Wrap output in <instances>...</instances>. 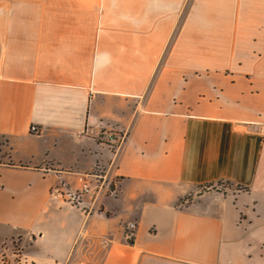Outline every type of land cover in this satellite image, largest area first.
Returning <instances> with one entry per match:
<instances>
[{"label":"crops","instance_id":"0c3cea01","mask_svg":"<svg viewBox=\"0 0 264 264\" xmlns=\"http://www.w3.org/2000/svg\"><path fill=\"white\" fill-rule=\"evenodd\" d=\"M0 138V264H264V0H0Z\"/></svg>","mask_w":264,"mask_h":264},{"label":"built area","instance_id":"2783aa9c","mask_svg":"<svg viewBox=\"0 0 264 264\" xmlns=\"http://www.w3.org/2000/svg\"><path fill=\"white\" fill-rule=\"evenodd\" d=\"M128 137L129 132L127 130H102L99 133V138L105 139V141L113 146L114 154L123 147ZM80 181L81 185L79 189L59 193V197L72 205H77L84 195H91L93 200L113 195L118 184V178L112 173L109 167L105 169H95L91 173L81 175ZM134 228V224H129L126 230L128 239L133 237ZM1 264H27V260L22 256L17 245L13 243L10 258L3 255Z\"/></svg>","mask_w":264,"mask_h":264},{"label":"rangeland","instance_id":"374dc122","mask_svg":"<svg viewBox=\"0 0 264 264\" xmlns=\"http://www.w3.org/2000/svg\"><path fill=\"white\" fill-rule=\"evenodd\" d=\"M7 151L8 150L6 148L5 140L0 138V162L3 161L4 158L6 157V154L8 153ZM230 187L231 185L229 183L220 182L209 189H197L194 193L181 199L179 201V204H182L183 206L186 207L192 204L193 201L197 200L198 197L202 196L204 193L208 191H223Z\"/></svg>","mask_w":264,"mask_h":264},{"label":"trees","instance_id":"16d2710c","mask_svg":"<svg viewBox=\"0 0 264 264\" xmlns=\"http://www.w3.org/2000/svg\"><path fill=\"white\" fill-rule=\"evenodd\" d=\"M213 186H214L213 184H207L205 186L199 187L198 189H209V188H211ZM128 242L131 244L132 243V239H129Z\"/></svg>","mask_w":264,"mask_h":264}]
</instances>
